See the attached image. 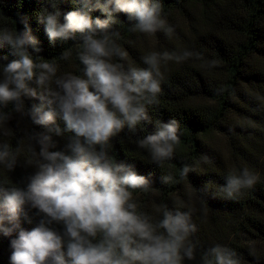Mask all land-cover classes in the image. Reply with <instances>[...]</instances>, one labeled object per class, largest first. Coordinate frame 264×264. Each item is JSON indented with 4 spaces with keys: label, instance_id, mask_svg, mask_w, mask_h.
<instances>
[{
    "label": "clouds",
    "instance_id": "9594fccd",
    "mask_svg": "<svg viewBox=\"0 0 264 264\" xmlns=\"http://www.w3.org/2000/svg\"><path fill=\"white\" fill-rule=\"evenodd\" d=\"M73 2L79 7L64 13L63 22L59 0H48L53 10L43 9L39 19L52 44L77 41L79 34L75 45L83 66L80 74L58 75V63L38 55V40L27 25L23 31L0 28V44L10 46L18 57L0 65V126L10 119L2 108L12 103L14 111L45 129L28 134L27 144L22 139L15 149L0 141V165L7 172L15 169L22 154L26 165L34 168L24 187L0 181V233L11 236L19 230L10 241V264H183L185 259L195 260L197 245L190 239L197 232L193 209L163 205L155 220L140 211L133 191L146 192L152 182L131 164L118 162L109 154V146L125 128L135 133L141 123H151L147 108L158 102L162 91V62L201 59L202 54L187 49L151 52L142 58L146 67L126 68L128 53L117 42L120 33L113 29L117 14L126 15L131 32L162 31L171 37L174 29L163 15L160 0ZM97 10L105 18H93ZM71 54L66 49L60 59L67 61ZM216 64L212 60L207 66ZM25 98L39 103L26 108ZM57 116L65 122V131L74 135L65 150L50 151L57 146L53 135H63ZM155 127L137 145L159 165L174 157L180 144L179 123L173 118ZM2 135L8 136L9 131L4 129ZM192 171L193 166L185 164L180 178ZM258 179L245 167L239 174L230 173L220 191L234 198ZM172 181L170 175L161 177V183ZM26 209H34L41 217L30 231L20 227L21 216L27 218ZM53 224L62 225V231ZM200 264H240V258L235 249L214 244L203 251Z\"/></svg>",
    "mask_w": 264,
    "mask_h": 264
},
{
    "label": "trees",
    "instance_id": "16d2710c",
    "mask_svg": "<svg viewBox=\"0 0 264 264\" xmlns=\"http://www.w3.org/2000/svg\"><path fill=\"white\" fill-rule=\"evenodd\" d=\"M163 15L173 27L171 37L164 32L146 35L129 31L125 14L120 13L113 29L120 33L117 42L127 51L125 67H146L143 57L151 52H182L187 49L202 54L182 62H162L164 75L162 91L157 103L148 106L151 123H141L135 133L125 128L112 138L109 154L118 162L131 164L138 174L152 182L148 191H133L139 210L160 218L158 209L167 205L171 209L182 205L181 210L193 209L192 220L197 232L190 238L197 245L196 259L183 264H200L203 251L214 245H227L236 250L240 264H264V0H160ZM63 14L77 9L73 0H59ZM52 11L48 0H0V28L17 31L27 25L38 40V54L59 65L58 75L65 72L80 74L83 67L76 58L75 43H50L44 23L40 22L43 9ZM100 16L99 11L92 13ZM71 49V57L64 61L61 53ZM32 51V49H29ZM34 55H37L34 53ZM7 44H0V65L17 59ZM217 64L208 67L209 61ZM32 87H36L34 83ZM39 91V89H38ZM39 103L38 99L25 98V107ZM10 114L7 124L0 126V141L13 148L31 132L45 129L32 123L30 117L14 111L9 103L3 107ZM176 119L179 123L180 144L174 157L161 164L152 161L146 149L137 141L155 132L156 123ZM56 124L62 136L53 135L56 148L65 150L72 132L65 131V122L57 116ZM4 129L9 131L3 136ZM39 151V145H36ZM23 152V149H22ZM207 157V162L204 158ZM194 171L184 179L180 171L185 165ZM249 168L259 179L250 189H242L234 198H228L220 189L226 177L243 168ZM34 168L26 165L23 154L13 171L0 165V181L7 180L24 187ZM173 181L161 183L162 176ZM27 218L21 216L20 227L31 230L41 217L35 210L26 209ZM51 227L62 231V225ZM0 233V264H10V241L18 235ZM66 250V248H65Z\"/></svg>",
    "mask_w": 264,
    "mask_h": 264
}]
</instances>
